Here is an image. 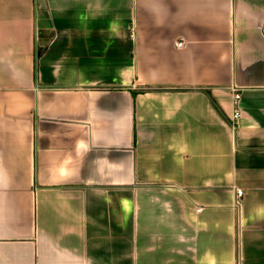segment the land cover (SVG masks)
<instances>
[{"label": "crops", "instance_id": "obj_1", "mask_svg": "<svg viewBox=\"0 0 264 264\" xmlns=\"http://www.w3.org/2000/svg\"><path fill=\"white\" fill-rule=\"evenodd\" d=\"M0 264H264V0H0Z\"/></svg>", "mask_w": 264, "mask_h": 264}, {"label": "built area", "instance_id": "obj_2", "mask_svg": "<svg viewBox=\"0 0 264 264\" xmlns=\"http://www.w3.org/2000/svg\"><path fill=\"white\" fill-rule=\"evenodd\" d=\"M183 42H178V45H182ZM238 99H239V94L238 92H234L233 94V104H234V110L232 113V121L236 120L237 117L239 116V109H238ZM242 196V191L240 189L236 190V204H239V198Z\"/></svg>", "mask_w": 264, "mask_h": 264}]
</instances>
